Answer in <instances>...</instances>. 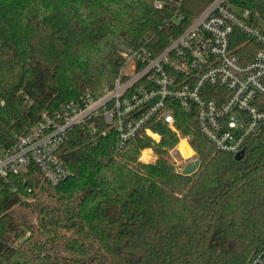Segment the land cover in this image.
<instances>
[{
	"label": "trees",
	"instance_id": "trees-1",
	"mask_svg": "<svg viewBox=\"0 0 264 264\" xmlns=\"http://www.w3.org/2000/svg\"><path fill=\"white\" fill-rule=\"evenodd\" d=\"M155 1L0 0V145L43 113L103 93L127 48L159 51L209 0ZM238 4L264 24V0ZM236 33L241 54L249 41ZM175 113L200 162L190 175L168 158L177 135L157 123L158 142L124 146L113 130L75 127L61 149L68 178L52 186L31 163L0 180V264H245L264 247V128L235 160ZM146 148L154 161L139 160Z\"/></svg>",
	"mask_w": 264,
	"mask_h": 264
},
{
	"label": "built area",
	"instance_id": "built-area-1",
	"mask_svg": "<svg viewBox=\"0 0 264 264\" xmlns=\"http://www.w3.org/2000/svg\"><path fill=\"white\" fill-rule=\"evenodd\" d=\"M238 1L209 0L157 52L127 48L111 87L101 94L86 92L52 114L43 113L37 124L14 135L10 147L0 145V180L26 173L31 163L52 186L68 178L71 171L61 149L78 126L92 135L113 130L124 146L140 135L158 142L152 125L166 124L178 137L169 155L181 172L185 165L176 156L187 163L195 159L178 148L182 140L189 145L190 136L177 127V109L193 116L198 132L216 150L235 155L245 149L247 139L264 124V24ZM154 5L160 8L162 1ZM182 19L174 14L171 20L180 24ZM236 32L249 41L241 54L236 52L241 46ZM245 264H264V247Z\"/></svg>",
	"mask_w": 264,
	"mask_h": 264
},
{
	"label": "rangeland",
	"instance_id": "rangeland-1",
	"mask_svg": "<svg viewBox=\"0 0 264 264\" xmlns=\"http://www.w3.org/2000/svg\"><path fill=\"white\" fill-rule=\"evenodd\" d=\"M191 139V138H190ZM177 145V144H176ZM189 146H190V148H191V153L189 154V155H193V158L194 159H199L198 158V156H197V153L194 151V149L192 148V146H191V144H190V141H189ZM140 160L142 161V162H151V161H154L155 159H156V154H155V152H154V150L152 149V148H149L147 151H145L144 153H140ZM168 158H169V161L172 163L173 162V160H172V158H171V156L169 155V151H168ZM176 159H177V161L179 162V164H180V166L182 165V166H184L187 162L185 161H183L182 160V157H180L179 155L178 156H176ZM144 160V161H143ZM22 239H24V238H20V239H18L17 240V242L19 243V242H21L22 241Z\"/></svg>",
	"mask_w": 264,
	"mask_h": 264
},
{
	"label": "water",
	"instance_id": "water-1",
	"mask_svg": "<svg viewBox=\"0 0 264 264\" xmlns=\"http://www.w3.org/2000/svg\"><path fill=\"white\" fill-rule=\"evenodd\" d=\"M261 128L262 129L264 128V124L261 126ZM244 152H245V149H242L241 151H239L238 153H236L234 155V159L235 160H241L243 158ZM199 163H200L199 162V159H195L194 161L188 162L183 167L181 173L184 174V175H190V174H192L198 168Z\"/></svg>",
	"mask_w": 264,
	"mask_h": 264
},
{
	"label": "bare ground",
	"instance_id": "bare-ground-1",
	"mask_svg": "<svg viewBox=\"0 0 264 264\" xmlns=\"http://www.w3.org/2000/svg\"><path fill=\"white\" fill-rule=\"evenodd\" d=\"M178 148H179V150L181 151V153H182L183 155H185V156H186V155H189V154L191 153V149H190L189 145L186 143L185 140H182V141L179 143Z\"/></svg>",
	"mask_w": 264,
	"mask_h": 264
}]
</instances>
